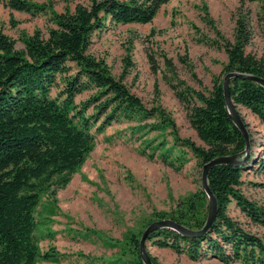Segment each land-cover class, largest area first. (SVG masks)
<instances>
[{
    "label": "trees",
    "instance_id": "16d2710c",
    "mask_svg": "<svg viewBox=\"0 0 264 264\" xmlns=\"http://www.w3.org/2000/svg\"><path fill=\"white\" fill-rule=\"evenodd\" d=\"M169 1L88 0L73 11L67 7L58 13L50 1L38 4L31 0H3L10 11L46 16L51 26L46 35L40 31L21 33V49L0 29V264L55 263L63 258L53 249L42 252L35 236L36 209L43 195L53 196L68 185L94 149L95 136L115 122H135L137 132L146 127L166 132L170 143L162 140L154 144L149 158L158 150L161 162L175 171L188 162V154L196 159L201 171L204 164L217 157L243 158L245 140L226 110L222 79L228 73L264 78V59L246 52L253 37L249 13L240 9L236 12L232 40L224 39L219 32L217 40H201L223 50L226 56L221 75L211 79L210 90L197 91L181 81L171 86L201 146L181 138L174 120L161 106L146 109L122 79L110 74L103 60L89 53L95 33L109 25L149 24ZM259 16L264 20V5ZM204 22L211 23L207 15ZM148 58L155 70L151 55ZM166 65H170L168 61ZM128 67L131 63L126 58L123 73ZM89 91L94 93L87 100L75 102ZM229 92L236 109L241 106L248 110L264 126V87L235 78L230 80ZM148 121L152 122L140 126ZM146 144L150 146L153 141ZM252 159L250 152L240 167L221 165L209 171L207 183L216 200L217 213L205 234L187 238L164 229L150 234L146 243L178 256L186 255L191 261L214 258L223 264H264L262 238L227 214L228 205L234 202L250 224L264 228V207L248 200L240 190L242 175L249 173L252 165L257 172H264V158L255 162ZM207 214L208 200L200 180L196 190L179 199L172 210L153 213L142 229L127 233L121 241L106 238L100 231L88 232L116 252L110 258L86 257L87 263L142 264L139 240L146 225L171 220L198 231ZM148 255L152 264H160Z\"/></svg>",
    "mask_w": 264,
    "mask_h": 264
},
{
    "label": "rangeland",
    "instance_id": "374dc122",
    "mask_svg": "<svg viewBox=\"0 0 264 264\" xmlns=\"http://www.w3.org/2000/svg\"><path fill=\"white\" fill-rule=\"evenodd\" d=\"M31 1L38 4L50 1L58 13L67 7L73 11L76 5L88 2ZM262 5L264 0H170L149 24L109 25L95 33L89 53L103 60L110 74L122 79L146 109L161 106L174 120L179 136L201 146L171 86L181 81L197 91L210 90L211 79L221 75L226 56L223 50L201 40H217L216 32L232 40L238 9L249 13L253 29L246 52L264 59V20L259 16ZM206 15L209 24L204 22ZM49 26L46 16L10 11L0 0V29L14 40L17 49L22 48L21 33L32 35L40 31L46 35ZM148 55L154 60L155 70ZM126 58L131 67L123 73ZM93 93L84 92L75 102L79 104ZM237 111L249 131L252 160L264 158V127L243 107L238 106ZM136 126L135 122H115L97 134L94 149L68 185L53 196L41 197L35 212V236L42 252L53 249L63 258L55 263L37 264H89L86 257L110 258L116 249L106 247L88 232L100 231L106 238L121 241L127 233L142 229L153 213H168L179 199L196 190L201 180L196 159L186 155L188 162L175 171L161 162L160 151L154 150L153 158H149L154 144L162 140L169 144L171 138L166 132L149 131L147 127L137 132ZM149 140L153 144L147 146ZM257 169L252 165L249 173H243L240 190L248 200L264 207V172ZM227 214L264 241V228L250 224L234 202L228 205ZM146 249L160 264H223L214 258L191 261L186 255L178 256L150 243H146Z\"/></svg>",
    "mask_w": 264,
    "mask_h": 264
},
{
    "label": "water",
    "instance_id": "95a60500",
    "mask_svg": "<svg viewBox=\"0 0 264 264\" xmlns=\"http://www.w3.org/2000/svg\"><path fill=\"white\" fill-rule=\"evenodd\" d=\"M235 78L248 79L262 87H264V78H260V77H256L252 75L238 74V73H228L222 79V90H223V95L225 99L226 110L228 112V115L231 121L233 122L235 127L240 131V133L242 134L245 140V149L241 154L243 155V158L238 160L237 155L217 157L203 165L202 171H201V187L208 200V214H207L204 226L202 227V229L198 231H193L171 220H159V221L151 222L143 230L140 240H139V253H140V259H141L142 264H152L151 258L146 252V240L150 236V234H152L155 231L164 230V229L172 230L176 232L177 234L183 237H187V238L199 237L205 234L210 229L212 224L214 223L216 219V213H217L216 200L214 196L212 195L208 187V183H207V177H208L209 171L213 167L221 166V165H230V166L240 167L247 161L249 154H250V150H251V147H250L251 138H250L249 131H248L246 124L242 120L237 109L234 107V104L231 100L230 92H229L230 80L235 79Z\"/></svg>",
    "mask_w": 264,
    "mask_h": 264
},
{
    "label": "crops",
    "instance_id": "0c3cea01",
    "mask_svg": "<svg viewBox=\"0 0 264 264\" xmlns=\"http://www.w3.org/2000/svg\"><path fill=\"white\" fill-rule=\"evenodd\" d=\"M256 119H257V117L256 116H254ZM257 121H258V123L260 124V122H259V120L257 119ZM261 125V124H260ZM262 127H264L263 125H261Z\"/></svg>",
    "mask_w": 264,
    "mask_h": 264
}]
</instances>
